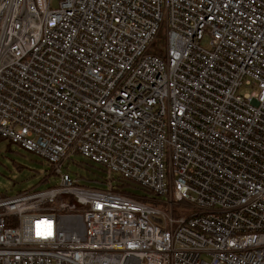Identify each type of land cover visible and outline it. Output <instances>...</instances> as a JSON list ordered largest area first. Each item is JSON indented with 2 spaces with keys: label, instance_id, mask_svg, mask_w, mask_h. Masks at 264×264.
<instances>
[{
  "label": "built area",
  "instance_id": "built-area-1",
  "mask_svg": "<svg viewBox=\"0 0 264 264\" xmlns=\"http://www.w3.org/2000/svg\"><path fill=\"white\" fill-rule=\"evenodd\" d=\"M51 2L0 0V140L58 177L0 193V264H264V0Z\"/></svg>",
  "mask_w": 264,
  "mask_h": 264
},
{
  "label": "rangeland",
  "instance_id": "rangeland-1",
  "mask_svg": "<svg viewBox=\"0 0 264 264\" xmlns=\"http://www.w3.org/2000/svg\"><path fill=\"white\" fill-rule=\"evenodd\" d=\"M51 6H55V0H52ZM207 41L208 37H203L200 45L207 48ZM156 42H162V30ZM61 171L68 174L71 179H77V183L90 187L107 188L118 183L116 174L81 154H73L70 160L63 161ZM44 176L46 177L41 180ZM57 181L58 177L48 173V165L40 157L14 143L0 140V193L11 195L27 188L42 190L56 184ZM128 182L131 184L125 186L128 191L135 194L143 193L139 186Z\"/></svg>",
  "mask_w": 264,
  "mask_h": 264
},
{
  "label": "trees",
  "instance_id": "trees-1",
  "mask_svg": "<svg viewBox=\"0 0 264 264\" xmlns=\"http://www.w3.org/2000/svg\"><path fill=\"white\" fill-rule=\"evenodd\" d=\"M158 53L160 54V52H158ZM48 173L50 174L49 168H48ZM45 177L46 176H44L41 180H43ZM116 179H117L118 183L115 185V189H117L119 191H123V192H130V191H128L127 188H125V186H131V184L127 180H125V179H123V178H121L119 176H116ZM140 190H142V189H140ZM139 195L143 196L144 193H141ZM141 202L147 203V201L145 199H141Z\"/></svg>",
  "mask_w": 264,
  "mask_h": 264
},
{
  "label": "crops",
  "instance_id": "crops-1",
  "mask_svg": "<svg viewBox=\"0 0 264 264\" xmlns=\"http://www.w3.org/2000/svg\"><path fill=\"white\" fill-rule=\"evenodd\" d=\"M28 189V188H27ZM25 190V189H24ZM22 191V190H21Z\"/></svg>",
  "mask_w": 264,
  "mask_h": 264
}]
</instances>
